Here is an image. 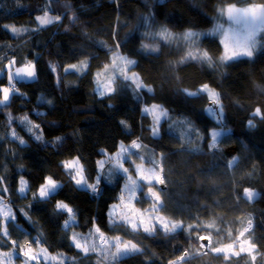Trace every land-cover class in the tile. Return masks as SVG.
Masks as SVG:
<instances>
[{
  "label": "trees",
  "instance_id": "trees-1",
  "mask_svg": "<svg viewBox=\"0 0 264 264\" xmlns=\"http://www.w3.org/2000/svg\"><path fill=\"white\" fill-rule=\"evenodd\" d=\"M242 2L244 0H0V69L15 56L21 63L35 61L37 70L35 80L16 85L27 99L16 95L9 106L0 110V176L7 177L5 184L9 188L4 199L12 203L13 210L27 211L35 222L29 223L17 213L19 227L9 223L11 240H16L19 246L38 239L48 253L55 255L58 264H73V261L98 264V253L85 256L72 247L68 239L72 232L87 234L95 218L105 235L132 239L143 249L140 254L119 258L116 264H169L185 250L192 255L182 264H245L247 256L225 261L222 254L197 253L201 247L195 237L211 235L213 247L228 244L231 242L228 231L232 230L234 238L237 230H242L248 218H252L253 242L257 243L259 252L264 253V121L257 117L254 128L247 126L251 111L258 104H264V93L260 91L264 88V39L254 58L241 57L221 64V34L212 30L216 22H224L218 9L229 3L246 6ZM43 10H48L52 16L60 15L61 21L40 31H31L37 28L35 16L43 14ZM145 17L149 18L151 28L146 27ZM5 25L26 27L30 31L15 35L5 30ZM161 27H166L173 37H180L188 30L202 35L195 42L144 38L145 32L159 31ZM260 37H264V33ZM118 42L121 46L116 49ZM141 44H148L157 51L144 52ZM117 50L137 61L130 71L136 72L143 83L153 89L152 93H142L141 100L128 88L103 98L94 91L95 73L110 63ZM189 51H207L214 67L206 62L185 60ZM4 57L7 59H2ZM81 61L89 65L87 74L65 71L69 65ZM50 64L56 65L55 72L51 71ZM0 84L7 85L6 74L0 77ZM204 84L220 93L224 110L225 130L219 138L218 150L213 151L207 147L210 139L198 140L195 134L191 135L192 144L188 145V137L182 135L184 126L174 125L177 121H191L189 127L205 137L209 129L220 130L221 126L206 111L211 107L207 104V94L187 97L180 91H197ZM39 97L51 100L52 104L43 103ZM153 103L163 105L170 117L161 121L158 137L151 134L150 117L141 113L144 105ZM36 112L44 115L38 117ZM8 114L28 115L33 124L40 125L49 146L35 141L19 120L10 125ZM13 129L25 144L11 138ZM56 137L64 139L53 147L51 142ZM138 139L146 146L140 150L142 153L145 149L150 156L152 152L165 155L166 187L161 191L156 186V190L161 192L166 205L163 215L184 222L185 228L176 233L158 232L149 236L129 232L125 235L126 230L111 226L105 215L108 205L117 202L124 183L121 176L102 183V191L94 196L69 182L61 167L63 161L79 156L86 170L95 176L92 171L95 161L104 158L99 155L101 150L111 155L121 142L127 146ZM196 147L200 150H189ZM230 147L234 152H227ZM132 152L131 159L142 163L135 155L136 150ZM231 154H235L237 160L229 167L227 161ZM48 175L63 182L64 187L47 202H34L32 194ZM21 176L29 181L31 189L23 195L18 192ZM244 187L253 188L259 195L248 201L242 193ZM57 201L68 203L76 211L77 223L70 230L62 227L67 215L55 212ZM147 206V201L136 205L138 208ZM209 223H214V227L206 229ZM189 224H198L199 228L189 232ZM9 249H12L10 243L0 241V250ZM256 264H264V259L257 256Z\"/></svg>",
  "mask_w": 264,
  "mask_h": 264
},
{
  "label": "snow or ice",
  "instance_id": "snow-or-ice-1",
  "mask_svg": "<svg viewBox=\"0 0 264 264\" xmlns=\"http://www.w3.org/2000/svg\"><path fill=\"white\" fill-rule=\"evenodd\" d=\"M246 6L238 7L236 3H229L226 7L218 9L221 16L226 15L228 20L232 21L235 25L242 27L243 31H237L235 29H223V25L217 24L213 32L223 30V37L219 40V43L223 46V55L220 56L219 62L221 64H228L229 62L236 61L241 57L254 58L256 51L258 50L261 39V33H264V2L261 3H248L244 0ZM62 17L60 15L51 16L48 10H43L42 15H36L35 21L37 28L31 31H40L48 25L60 22ZM149 18L145 17L144 23L146 27L151 28V24L148 23ZM5 30H10L12 34L20 35L21 33L29 32L30 29L26 27H16L8 25L4 26ZM229 32L232 33V44H229ZM202 34L199 32L188 30L180 37H173V34L166 28L161 27L159 31H147L144 33V38H151L153 40H172V39H184L187 41L195 42ZM258 37H260L258 39ZM102 43V42H101ZM118 42L115 47L120 48ZM140 49L149 54L155 53L156 48L149 47L148 44H141ZM111 51V49H110ZM2 59H7L4 57ZM185 60L206 62L209 67H214L212 57L209 56L207 51L192 52L189 51ZM183 62V61H182ZM20 63V66H16ZM137 65V61L129 59L128 56L123 55L120 51H114L110 60V63H106L102 68L95 73V93L103 98L110 96L121 88H128L133 93L134 97L138 100L142 99V93H152L153 89L148 87L140 79L136 72L130 71V69ZM88 63L81 61L80 64H71L65 69L68 71H75L78 73L87 74ZM51 71L55 72L56 65L50 64ZM6 73L7 85L0 84V110L10 105L12 98L16 95L27 99L25 94L21 93L17 88L18 82L26 80H35L37 78L36 63L33 60H26L24 62H18L13 56L11 60L0 69V77ZM187 97H198L203 94H207L210 104L215 107L207 108V112L215 119L216 123L220 125V130L215 128L209 129L207 137L197 131L194 127H189L191 121L184 120L182 122L177 121L184 126L185 132L182 134L184 137H188L187 144L191 145V135L195 134L198 140L210 139V143L207 147L210 151L218 150L220 143V137L225 130L223 127V105L221 103L220 93L211 89L208 84L202 85L197 91H189L188 89H181ZM261 93H264V88L260 89ZM43 103L48 105L52 104L51 100H45L43 97L38 98ZM111 107V106H110ZM143 116L152 117V124L150 131L153 137L161 135L160 125L162 119H170L169 112L161 104L153 103L146 105L141 109ZM38 117L43 116L44 113L36 112ZM250 117L247 120V126L254 128V118H259L264 121V104H258L250 113ZM16 120H19L20 124L25 126L26 131L32 135L35 141L44 142L45 146H49L48 142L44 141L43 132L40 129L39 124H33L28 115L22 117H13L8 114V121L11 125ZM122 125L127 127L124 121H120ZM173 125V126H174ZM10 136L14 141H18L23 145L26 141L21 138L18 133L13 129L10 132ZM64 138L56 137V140L51 142V146L56 147L62 143ZM146 148L145 145L134 140L130 145H124L120 143L118 150L114 154H109L106 150H101L99 155L102 159L95 161L93 172L95 176H92L91 172L87 171L85 165L82 164L81 157L77 156L71 160H65L62 162L61 167L65 174L68 176L69 182L73 183L78 189H84L90 191L94 196L98 195L101 191V185L105 181L110 182L114 176L120 175L124 183L121 187L117 202L108 205V211L106 212V218L112 226H117L125 229V235L130 233H146L149 236L155 235L158 232L165 234L176 233L178 230L185 228L183 221H176L170 219L163 213L166 211V205L162 198L161 192L156 190V186L166 187V180L164 177V160L165 155L163 153L157 154L152 152L151 156H146L140 150ZM135 149V155L142 163H136L131 159L133 156L132 150ZM191 151H199V147L190 148ZM151 151V150H149ZM237 160L235 154H231L227 161V166L231 167ZM130 165L129 166H126ZM133 173L135 175H133ZM7 177L0 176V241L4 243H10L12 251L4 252L0 250V264H12L13 256L16 254L21 255L24 258V264H31V262H37L41 256L45 261L55 260L56 257L47 255V249L41 248L40 252L33 253L31 244L33 242H26L25 245H17L16 240H11V232L9 231V223L19 225L17 222V213L20 214L29 223H35L28 216V212L24 209L13 210L12 203L6 202L4 197L8 193L9 188L5 184ZM90 180L92 182H90ZM20 194H26L31 191L29 181L23 176L18 181ZM64 187L63 182H59L54 179L53 175H48L43 178V182L39 184L35 193L32 194L34 202L41 203L47 202L55 193ZM146 189V190H145ZM163 188L161 189V191ZM243 196L252 201L259 195L251 187H244L242 189ZM147 201L148 206L144 208H138V203ZM29 209L31 205L28 206ZM56 214H66L67 219L63 221V229L65 231L70 230L77 223V214L73 207L64 201H57L55 204ZM92 228L87 234H80L72 232V235L68 237L70 244L75 249L82 252L85 256H90L94 253L99 254L98 264H116L119 258L131 256L134 254L142 253L143 249L138 244L133 243L131 240H125L121 235H115L109 237L101 231L99 225L96 223L95 218L92 219ZM206 229L214 227V223H209ZM199 228V225L189 224L187 229L191 232L193 229ZM253 229L254 222L252 218H248L247 225L242 230H237V235L232 238V230L228 231V237L231 242L221 247H213V241L211 235H198L195 237L200 241V247L210 249L215 254H222L225 261H230L232 257L243 258L247 256L245 264H256L257 256L264 259V253L259 252L257 243L253 242ZM247 234V238L246 237ZM92 242L89 243V239ZM98 238L99 243L96 242ZM35 243L39 244V240H35ZM238 247V250H237ZM115 251H111V249ZM192 253L185 250L182 255L176 257L174 260H170L169 264H182ZM110 258V260H109ZM73 264L75 262L73 261Z\"/></svg>",
  "mask_w": 264,
  "mask_h": 264
},
{
  "label": "rangeland",
  "instance_id": "rangeland-1",
  "mask_svg": "<svg viewBox=\"0 0 264 264\" xmlns=\"http://www.w3.org/2000/svg\"><path fill=\"white\" fill-rule=\"evenodd\" d=\"M224 7H226V6H224ZM238 7H240V6H238ZM223 8V7H222ZM42 15V14H41ZM52 16V15H51ZM223 17V20H224V22L223 23H221L220 21L219 22H216V24L214 25V27H213V29H215V27H216V25L217 24H221V25H223V29H235V30H237V31H240V32H242L243 31V29H242V27L241 26H239V25H235L232 21H230V20H228V18H227V16L226 15H223L222 16ZM11 26H9V28H10ZM212 29V30H213ZM212 30H211V32H212ZM217 33H220L221 34V38L223 37V30H221V31H218ZM228 40H229V44H230V47H231V44H232V33L231 32H229V38H228ZM223 47V46H222ZM223 51H224V49H223ZM68 68V67H67ZM6 74V73H5ZM6 80H7V76H6ZM145 106V105H144ZM143 106V107H144ZM150 117V119H151V122H152V117L151 116H149ZM163 120V119H162ZM131 144V143H130ZM130 144H128V145H130ZM134 150V149H133ZM132 150V151H133ZM144 153H145V155L146 156H150V154L148 153V151H146L145 149H144ZM73 158H75V157H73ZM73 158H71V159H73ZM71 159H68V160H71ZM102 159V158H101ZM159 187V186H158ZM160 189H162L161 187H159ZM164 189V188H163ZM8 202H9V200H8ZM112 226V225H111ZM76 233H78V232H76ZM116 235V234H115ZM115 235H113V236H115ZM112 237V236H111ZM125 240H129L128 238L127 239H125ZM131 241H133V243H136V244H138V242H135L134 240H132L131 239ZM33 242H34V240H33ZM92 242V239L90 238L89 239V243H91ZM96 242H99V240H98V238L96 239ZM200 245V244H199ZM225 245V244H224ZM138 246H139V244H138ZM221 246H223V245H218V246H216V247H221ZM25 247H27V245L25 246ZM32 247V249H33V253H38V252H40V250H41V248H43L40 244H37V243H35L34 242V245L33 246H31ZM140 247V246H139ZM204 250H206L205 248H203ZM113 252L115 251V249L113 248V249H111ZM200 250H201V248L198 250L197 249V253H202V252H200ZM2 251H4V250H2ZM9 251H12V249H9V250H5L4 252H9ZM211 251V250H210ZM209 252V251H208ZM204 253H206V252H204ZM47 255L48 256H51V257H55V255H53L52 253H48L47 252ZM39 263H44V264H58V262H57V258L55 259V260H50V261H45L44 259H43V256H41V258H40V260H39ZM12 264H24V258L21 256V255H19V254H16V255H14L13 256V260H12ZM31 264H37V262H31Z\"/></svg>",
  "mask_w": 264,
  "mask_h": 264
},
{
  "label": "built area",
  "instance_id": "built-area-1",
  "mask_svg": "<svg viewBox=\"0 0 264 264\" xmlns=\"http://www.w3.org/2000/svg\"><path fill=\"white\" fill-rule=\"evenodd\" d=\"M207 104H209L211 107H215V105H212V104H210V102H208ZM227 152L229 153V152H234V148L233 147H230V148H228L227 149ZM159 187H161V188H165L164 186H159ZM5 201L6 202H8V200L7 199H5ZM27 244H25V246H26ZM206 249V248H205ZM208 251H210V249H206V250H204L203 248H201V250H200V252H202V253H204V252H208ZM183 254V253H182Z\"/></svg>",
  "mask_w": 264,
  "mask_h": 264
},
{
  "label": "bare ground",
  "instance_id": "bare-ground-1",
  "mask_svg": "<svg viewBox=\"0 0 264 264\" xmlns=\"http://www.w3.org/2000/svg\"><path fill=\"white\" fill-rule=\"evenodd\" d=\"M202 235V234H201ZM183 253V252H182ZM182 253L180 255H182Z\"/></svg>",
  "mask_w": 264,
  "mask_h": 264
}]
</instances>
